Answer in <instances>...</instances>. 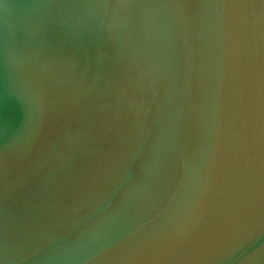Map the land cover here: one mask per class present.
I'll list each match as a JSON object with an SVG mask.
<instances>
[{"label":"water","instance_id":"obj_1","mask_svg":"<svg viewBox=\"0 0 264 264\" xmlns=\"http://www.w3.org/2000/svg\"><path fill=\"white\" fill-rule=\"evenodd\" d=\"M0 264H264V5L0 0Z\"/></svg>","mask_w":264,"mask_h":264},{"label":"snow or ice","instance_id":"obj_2","mask_svg":"<svg viewBox=\"0 0 264 264\" xmlns=\"http://www.w3.org/2000/svg\"><path fill=\"white\" fill-rule=\"evenodd\" d=\"M254 2V0H253ZM259 4L264 5V0H258Z\"/></svg>","mask_w":264,"mask_h":264}]
</instances>
